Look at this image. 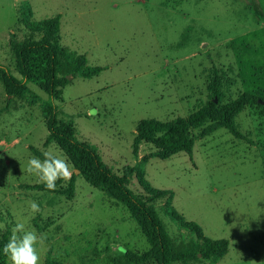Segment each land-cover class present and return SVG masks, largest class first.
Here are the masks:
<instances>
[{"label": "rangeland", "instance_id": "rangeland-1", "mask_svg": "<svg viewBox=\"0 0 264 264\" xmlns=\"http://www.w3.org/2000/svg\"><path fill=\"white\" fill-rule=\"evenodd\" d=\"M30 7L33 14L25 17ZM56 16L61 46L104 71L92 79L70 76L53 98L17 71L11 44L40 38L26 18L33 23ZM0 65L27 87L12 95L0 79L3 246L15 223L23 222L47 236L40 264H159L138 262L134 255L152 246L128 208L75 168L73 199L28 188L43 184L26 171L31 158L43 160L45 151L67 157L57 142H48L44 103H51L62 124L96 147L114 174L139 168L128 185L136 195L148 199L145 183L173 191L171 203L160 200L154 207L177 245L196 237L173 220L170 207L198 223L205 236L229 241L218 264H264V0H0ZM243 95L259 99L236 117L245 139L209 123L193 132V156L164 160L149 143L134 153L142 120L187 118L213 99L223 107ZM90 109L96 113L89 115ZM71 179L58 180L56 189L67 190ZM32 201L40 206L35 215Z\"/></svg>", "mask_w": 264, "mask_h": 264}, {"label": "trees", "instance_id": "trees-1", "mask_svg": "<svg viewBox=\"0 0 264 264\" xmlns=\"http://www.w3.org/2000/svg\"><path fill=\"white\" fill-rule=\"evenodd\" d=\"M24 16H31L33 11L23 9ZM26 23L35 36L25 41L12 42V48L17 57V71L22 77L36 84L51 97L57 98L63 88L73 78L92 79L98 77L104 68L93 67L85 55L69 51L61 46V17L48 18L42 22ZM0 79L7 91L12 94L24 93L27 90L23 81L17 79L6 68L0 65ZM214 98L220 101L222 93L215 84ZM259 105V99L254 95H243L228 105L220 106L215 99L200 108L187 118H178L162 122L156 119L142 120L137 126L134 141V153L137 155L142 144L149 143L156 147L157 156L169 159L179 153L193 156L195 140L193 132L209 123L219 128H226L236 138L245 139L236 125V117L248 106ZM47 116V126L50 132L49 141H55L65 152L76 172L83 176L92 187L103 191L109 198L126 206L139 225L152 249L144 255H134L138 262L157 260L159 264H190L197 261H208L218 264L229 252L227 239L214 240L205 236L202 228L196 222H188L175 209L169 208L170 216L182 229L194 234L196 239L186 244L177 245L170 237L165 225L160 219L154 203L167 200L171 203L174 193L170 190L155 189L145 183L148 199L136 195L129 188V181L135 173L141 174L139 168L127 167L123 176L114 174L105 164L97 148L80 141L71 125L62 124L57 107L44 103ZM75 180L73 176L67 190L49 191L43 184L28 186L37 191L54 192L74 198ZM172 208V209H171ZM3 244L0 240V264H7L2 255Z\"/></svg>", "mask_w": 264, "mask_h": 264}, {"label": "clouds", "instance_id": "clouds-1", "mask_svg": "<svg viewBox=\"0 0 264 264\" xmlns=\"http://www.w3.org/2000/svg\"><path fill=\"white\" fill-rule=\"evenodd\" d=\"M95 109L89 110V115H94ZM44 159L33 157L28 161L26 171L38 178L49 191H55L57 181H68L73 175L74 166L68 158L45 151ZM30 214L35 215L40 211V206L35 201L29 203ZM3 225H0L2 228ZM47 239L46 234H38L35 229H26L23 222H17L11 228V235L3 246V255L10 264H40V249ZM252 264H256L252 261Z\"/></svg>", "mask_w": 264, "mask_h": 264}]
</instances>
